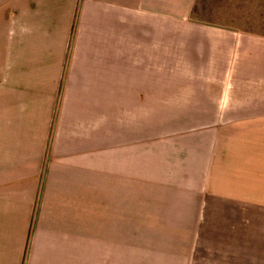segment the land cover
Here are the masks:
<instances>
[{"label": "crops", "instance_id": "obj_1", "mask_svg": "<svg viewBox=\"0 0 264 264\" xmlns=\"http://www.w3.org/2000/svg\"><path fill=\"white\" fill-rule=\"evenodd\" d=\"M197 1L0 0V264H264V91L218 89L264 39L218 53ZM191 107L215 122L160 139Z\"/></svg>", "mask_w": 264, "mask_h": 264}, {"label": "rangeland", "instance_id": "obj_2", "mask_svg": "<svg viewBox=\"0 0 264 264\" xmlns=\"http://www.w3.org/2000/svg\"><path fill=\"white\" fill-rule=\"evenodd\" d=\"M192 17L206 25L218 26V30H222V33L218 35V53L220 49L225 48L221 45L224 41L220 38H240L241 35L238 36L236 32L264 39V0H198ZM221 34L223 35L221 36ZM227 49L231 50V47L229 46ZM211 69L208 68L206 73L210 74L209 71ZM184 71L186 72L185 74L192 73L191 75H193L194 73L192 69L190 71L188 68H184ZM214 72L212 71L211 73ZM224 72L227 75L224 77L223 74L219 75L222 77L218 78V89L237 92L264 91V80H252L251 78L250 80L242 81L241 77L235 75V66L232 65V60L218 58V73ZM162 73H165V71L160 70V74ZM210 86L214 88L215 84H202L194 80L192 82L179 83L161 82L159 90H189L194 94L195 91L202 88L205 89L207 87V89H210ZM197 98V96L194 99L192 98L191 103L198 105L199 100ZM163 101L166 100L160 98V111H167L166 108L161 109V104H163L161 102ZM194 108L196 107H191V113L188 114L160 113L158 116L160 139L168 137L172 140L179 134L205 129L215 122L217 116L199 114ZM227 117L229 116H218V123Z\"/></svg>", "mask_w": 264, "mask_h": 264}]
</instances>
